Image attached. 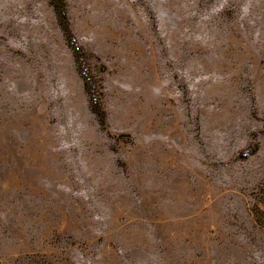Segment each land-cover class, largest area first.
Returning <instances> with one entry per match:
<instances>
[{"label":"rangeland","instance_id":"374dc122","mask_svg":"<svg viewBox=\"0 0 264 264\" xmlns=\"http://www.w3.org/2000/svg\"><path fill=\"white\" fill-rule=\"evenodd\" d=\"M0 264H264V0H0Z\"/></svg>","mask_w":264,"mask_h":264},{"label":"trees","instance_id":"16d2710c","mask_svg":"<svg viewBox=\"0 0 264 264\" xmlns=\"http://www.w3.org/2000/svg\"><path fill=\"white\" fill-rule=\"evenodd\" d=\"M61 13H62V12H59V16H62ZM63 18H65L64 15H63Z\"/></svg>","mask_w":264,"mask_h":264}]
</instances>
